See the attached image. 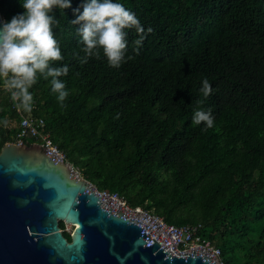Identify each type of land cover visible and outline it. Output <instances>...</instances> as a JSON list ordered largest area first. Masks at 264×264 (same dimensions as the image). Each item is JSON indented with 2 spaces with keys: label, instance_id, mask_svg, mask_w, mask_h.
Here are the masks:
<instances>
[{
  "label": "trees",
  "instance_id": "1",
  "mask_svg": "<svg viewBox=\"0 0 264 264\" xmlns=\"http://www.w3.org/2000/svg\"><path fill=\"white\" fill-rule=\"evenodd\" d=\"M118 2L146 30L139 52L129 29L131 58L119 68L102 50L80 63L71 20L83 0L54 9L63 60L52 64L68 66L59 79L69 95L61 105L38 76L31 111L19 113L0 77V151L16 143L21 114L42 118L100 190L169 224L201 225L224 264H264V0ZM22 11L19 0H0L3 21ZM205 77L214 89L207 98L198 91ZM196 108L211 109L213 127L192 124Z\"/></svg>",
  "mask_w": 264,
  "mask_h": 264
},
{
  "label": "water",
  "instance_id": "2",
  "mask_svg": "<svg viewBox=\"0 0 264 264\" xmlns=\"http://www.w3.org/2000/svg\"><path fill=\"white\" fill-rule=\"evenodd\" d=\"M91 186L53 150L5 144L0 264H217L200 249L176 253L153 224L126 215ZM60 223L73 226L70 241Z\"/></svg>",
  "mask_w": 264,
  "mask_h": 264
},
{
  "label": "clouds",
  "instance_id": "3",
  "mask_svg": "<svg viewBox=\"0 0 264 264\" xmlns=\"http://www.w3.org/2000/svg\"><path fill=\"white\" fill-rule=\"evenodd\" d=\"M19 2L22 12L7 21L0 20V77L4 78L3 87L18 111L29 112L33 107V93L30 89L40 76L49 80L50 91L55 94L57 102L63 105L69 92L65 82L59 77L67 75L68 66L52 64L54 61L63 60L60 44L53 31L59 24L53 10L71 7V0ZM74 11L78 14L71 23L78 25L77 32L83 45L80 63L87 62L90 57H98L102 50L108 65L119 68L131 58L126 56L129 29H134L137 34L133 43L136 45L134 51L139 52L146 30L136 14L118 0H83L82 11ZM198 91L207 98L214 89L205 77L201 80ZM191 122L194 126L203 123L207 128L213 127L211 109H194Z\"/></svg>",
  "mask_w": 264,
  "mask_h": 264
},
{
  "label": "built area",
  "instance_id": "4",
  "mask_svg": "<svg viewBox=\"0 0 264 264\" xmlns=\"http://www.w3.org/2000/svg\"><path fill=\"white\" fill-rule=\"evenodd\" d=\"M17 112L21 113V111ZM16 135V144L20 145L33 140L41 147L53 150L56 156L70 166L75 171V177L83 179L80 172L67 161L66 155L56 145L49 133L45 131V122L42 118L31 115L23 116ZM91 189L101 198L124 212L126 215L153 224L171 243L173 249L178 254H189L200 249L207 254L215 257L217 264H224L220 248L210 240L204 239L200 232L201 225H182L176 226L167 223L163 217L149 211L141 206H131L126 198L117 192L102 191L92 184ZM71 225L66 224L63 232L71 233Z\"/></svg>",
  "mask_w": 264,
  "mask_h": 264
},
{
  "label": "rangeland",
  "instance_id": "5",
  "mask_svg": "<svg viewBox=\"0 0 264 264\" xmlns=\"http://www.w3.org/2000/svg\"><path fill=\"white\" fill-rule=\"evenodd\" d=\"M12 127H14L15 126V123H12V125H11ZM81 175V174H80ZM81 177H82V175H81Z\"/></svg>",
  "mask_w": 264,
  "mask_h": 264
},
{
  "label": "flooded vegetation",
  "instance_id": "6",
  "mask_svg": "<svg viewBox=\"0 0 264 264\" xmlns=\"http://www.w3.org/2000/svg\"><path fill=\"white\" fill-rule=\"evenodd\" d=\"M68 239V238H67ZM69 240V239H68Z\"/></svg>",
  "mask_w": 264,
  "mask_h": 264
}]
</instances>
